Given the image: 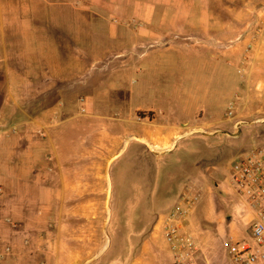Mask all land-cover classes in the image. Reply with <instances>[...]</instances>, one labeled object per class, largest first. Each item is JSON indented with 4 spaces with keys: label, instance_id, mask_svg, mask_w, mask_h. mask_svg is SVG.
<instances>
[{
    "label": "crops",
    "instance_id": "obj_1",
    "mask_svg": "<svg viewBox=\"0 0 264 264\" xmlns=\"http://www.w3.org/2000/svg\"><path fill=\"white\" fill-rule=\"evenodd\" d=\"M48 3L56 8L50 11L44 6ZM83 13L88 14L85 19H81ZM51 15L57 23H48ZM257 15L264 19V1L220 0L214 10L212 0H0V93L7 92L6 104L11 102L19 109L33 105L34 93L44 98L56 94L47 107L56 109V117L64 122L66 107L97 106L92 94L97 85L83 82V78L97 72L99 64L108 62L109 75L141 69V86L124 89L125 93L136 92L129 96L131 106L154 115L147 119L148 124L144 121L136 126L137 146L148 145L153 154L164 159L185 141L181 127L190 132L200 124L222 122L219 112L210 109L227 108L232 117L236 109L240 115L241 110L252 107L258 97L264 104V37L256 34ZM146 43L160 48L142 52ZM248 46L251 49L246 56ZM174 73L178 75L168 76ZM200 112L216 114L217 119H195ZM124 131L123 135L127 128ZM27 140L3 151L10 159L7 165L0 164V187L10 189L9 194L0 196V253L9 249L0 264H124L108 253L97 259V249L90 248L93 234L83 238L62 222L55 229L44 225L46 220H63V213L57 217L37 214L45 196L62 205L85 197L84 189L91 187L95 177L90 172L96 170L81 164L86 150L74 149L58 164L56 177L48 179L43 166L33 162ZM199 144L208 150L207 143ZM54 154L60 162L63 154L55 150ZM186 164L178 182L184 190L195 191L188 183L191 175ZM200 189L199 205L185 229L201 250L199 264H229L227 248L249 240L251 217L240 215L229 176L214 183L213 189L207 182ZM160 219L154 239L144 243L145 264H173ZM6 220L16 221L18 227L3 223ZM160 240L163 245L156 244ZM75 244H88L85 249L94 254L88 259L70 255L64 262L63 253H72Z\"/></svg>",
    "mask_w": 264,
    "mask_h": 264
},
{
    "label": "rangeland",
    "instance_id": "obj_2",
    "mask_svg": "<svg viewBox=\"0 0 264 264\" xmlns=\"http://www.w3.org/2000/svg\"><path fill=\"white\" fill-rule=\"evenodd\" d=\"M212 1L216 10L220 0ZM263 1L259 0V3ZM44 6L50 11L56 8L51 3ZM86 16L88 14L83 13L81 19ZM48 23L57 21L51 15ZM158 48L160 45L146 43L141 51H154ZM106 64L108 62L99 64L97 72L93 70L83 78V82L89 80L93 85H97V90L92 93L97 97V106L92 109L83 106L66 107L62 114L64 122L60 121V116L56 117V109L47 107L55 100L56 94L52 93L44 98L34 93L33 105L19 109L12 106L11 102L7 105L4 100L8 93L1 92L0 164L7 165L10 159L3 151H9L27 137L30 139L27 142L31 145L33 162L43 166L45 173H49L48 179H54L58 164H62L63 159L72 155L74 149L86 150L81 164H89L96 170L90 172V175L95 177L94 181H91V187L84 189L85 197H81L80 202L70 201L62 205L50 202L49 197L45 196L44 201L38 205L37 214L47 213L57 217L56 214L63 213V220H46L44 225L49 229H55L57 223L62 222L63 225L78 231L82 237L86 235L88 238L93 234L90 248L97 249V259L104 258L105 253H108L114 258L119 257L118 260L121 258L124 264H145L147 255L143 249L144 243L150 242V238L154 239L152 234L156 231L160 216L177 202L181 191H184L183 183L178 182L183 164L187 163L186 167L191 175L188 183L195 187L200 201V187L204 186L205 182L213 189L214 183L227 179L231 164L239 154L264 146V104L258 97L252 107L241 110L240 115V110L236 109L232 117L228 116L227 108L219 111L210 109L214 113L219 112L218 119L222 120L219 123L210 122L217 119L216 114L210 113L206 116L200 112L195 119L210 123L202 125L197 122L200 124L198 128L190 132L181 127L185 137L182 140L185 141L179 143L177 150L171 155L162 159L153 154L148 145L137 146L139 142L136 126L144 121L148 124L147 119H152L154 115L152 112L140 111L131 106L129 96H135V91L124 92L127 87L141 86L143 70L134 69L130 73L122 74L113 72L109 75ZM177 75L174 73L168 76L173 78ZM120 76L123 78L115 86L114 81L121 79ZM148 85L151 86V83ZM42 98L44 100L39 101ZM149 98L152 99V96ZM157 100L160 101L159 98ZM97 116L102 117L98 120ZM88 117L92 120L85 121ZM93 118L96 121H93ZM123 119L127 124L120 123ZM24 121L27 122L26 126L19 124ZM124 128H127V132L123 135ZM200 141L207 143V151L203 144H199ZM190 145L191 150H188ZM53 148L63 154L60 162ZM9 193V188L0 187V196ZM3 223L12 228L18 227V223L13 220ZM158 243H162L161 240L156 244ZM127 246L129 251H126ZM72 247V253H63L64 262L69 261L70 255L88 259L89 255L94 254L86 250L89 248L88 244H75ZM80 248L86 249L78 251ZM120 249H123L122 253Z\"/></svg>",
    "mask_w": 264,
    "mask_h": 264
},
{
    "label": "built area",
    "instance_id": "obj_3",
    "mask_svg": "<svg viewBox=\"0 0 264 264\" xmlns=\"http://www.w3.org/2000/svg\"><path fill=\"white\" fill-rule=\"evenodd\" d=\"M256 34L264 37L263 15H258ZM251 47L246 49V56ZM230 114V108H229ZM229 183L238 200L240 215L251 217L250 238L231 243L227 248L229 264H264V146L239 154L231 164ZM199 201L192 188L185 189L177 202L161 216L163 237L172 255L173 264H199L201 250L185 227ZM0 258L9 249L5 248Z\"/></svg>",
    "mask_w": 264,
    "mask_h": 264
},
{
    "label": "bare ground",
    "instance_id": "obj_4",
    "mask_svg": "<svg viewBox=\"0 0 264 264\" xmlns=\"http://www.w3.org/2000/svg\"><path fill=\"white\" fill-rule=\"evenodd\" d=\"M99 119H101V118H98V120H99ZM104 121H105V120H104ZM109 128H110V127H109ZM110 131H111V130H110ZM115 131H116V130H115ZM115 131H113V133H114ZM108 132H109V131H108ZM116 132H117V131H116ZM109 133H110V132H109ZM103 142H105V143H106V141H105V140H104ZM96 153H97V152H96ZM96 153H95V154H96ZM102 171H103V170H102ZM99 172H100V171H99Z\"/></svg>",
    "mask_w": 264,
    "mask_h": 264
}]
</instances>
